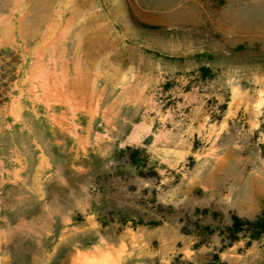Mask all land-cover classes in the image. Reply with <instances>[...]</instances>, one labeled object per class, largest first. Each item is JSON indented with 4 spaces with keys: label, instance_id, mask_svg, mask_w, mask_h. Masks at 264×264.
I'll return each instance as SVG.
<instances>
[{
    "label": "rangeland",
    "instance_id": "374dc122",
    "mask_svg": "<svg viewBox=\"0 0 264 264\" xmlns=\"http://www.w3.org/2000/svg\"><path fill=\"white\" fill-rule=\"evenodd\" d=\"M12 94L0 264H264V0H0Z\"/></svg>",
    "mask_w": 264,
    "mask_h": 264
},
{
    "label": "trees",
    "instance_id": "16d2710c",
    "mask_svg": "<svg viewBox=\"0 0 264 264\" xmlns=\"http://www.w3.org/2000/svg\"><path fill=\"white\" fill-rule=\"evenodd\" d=\"M147 27V26H146ZM169 58V57H168ZM215 58L213 54H210L208 52H203V53H196L184 58H171L172 60H177V61H185L186 59H192L196 62L202 63V61L207 60L211 61ZM198 70L200 71V74L203 78L206 77H212V69L209 65L206 64H200L198 66ZM127 150H130L129 147H127ZM134 151L139 152L140 150L138 148H135ZM139 224H144L143 220L140 218L138 219ZM148 225H158L159 222L156 220H150L149 222H146ZM241 223L240 218L233 216L232 217V225L229 227V231L231 233H237L240 231V226L239 224ZM245 223L248 225V231L250 232V238L251 239H256L258 238L262 233H264V218H257L253 221H245Z\"/></svg>",
    "mask_w": 264,
    "mask_h": 264
},
{
    "label": "crops",
    "instance_id": "0c3cea01",
    "mask_svg": "<svg viewBox=\"0 0 264 264\" xmlns=\"http://www.w3.org/2000/svg\"><path fill=\"white\" fill-rule=\"evenodd\" d=\"M10 25L8 24V27ZM13 42L12 37L9 35L7 41H4V45H10ZM79 64L78 61L75 62L74 65ZM76 69L78 67H75ZM27 79H28V75H27ZM27 79L20 81V83H24V81H27ZM125 97L124 94H122V98ZM128 97V96H127ZM80 106H77V108H79ZM2 111H4V114H2V123H4V127L9 129L11 128L13 125L15 124H19L20 123V116H19V102H18V96L15 97L13 94L6 99L0 108ZM93 118H91V120H89L88 122H91ZM106 121V119H103ZM90 136L91 134H83L82 132L80 134H77L75 137H77L78 139L82 140L83 138L90 140ZM130 136V134H128L126 136V138H128ZM132 139H134L133 141H137L139 140V135L138 134H134L131 136ZM130 137V138H131ZM103 141H105V139H103Z\"/></svg>",
    "mask_w": 264,
    "mask_h": 264
}]
</instances>
